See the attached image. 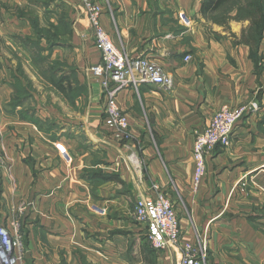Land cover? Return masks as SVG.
Returning <instances> with one entry per match:
<instances>
[{
	"label": "crops",
	"instance_id": "1",
	"mask_svg": "<svg viewBox=\"0 0 264 264\" xmlns=\"http://www.w3.org/2000/svg\"><path fill=\"white\" fill-rule=\"evenodd\" d=\"M58 1L69 7L85 73L101 62L90 22L81 0ZM94 1L102 5V24L114 43L131 57L161 64L174 85L143 83L138 91L131 86L120 92L132 133L130 141H120L105 124L101 79L92 73L88 94L78 102L82 112L62 100V110L73 112L66 117L52 106L43 115L45 127L13 110L10 79L0 67V224L24 200L32 201L37 218L35 235L24 230L22 264H60L62 252L68 264H128L108 232L130 212L127 198L137 203L153 197L156 183L173 201L182 241L208 246L207 264H264V35L253 58L250 46L239 43L249 21L217 24L202 14V0ZM23 2L28 0H0V11L3 4ZM15 21L7 16L4 23ZM186 54L192 59L185 61ZM251 102L259 108L238 121L228 147L208 155L207 173L194 190L196 132L223 105ZM96 167L109 173L97 186L94 177L100 176L90 173ZM93 206L117 218L94 213ZM179 254L176 247L166 249L162 264H178Z\"/></svg>",
	"mask_w": 264,
	"mask_h": 264
},
{
	"label": "rangeland",
	"instance_id": "2",
	"mask_svg": "<svg viewBox=\"0 0 264 264\" xmlns=\"http://www.w3.org/2000/svg\"><path fill=\"white\" fill-rule=\"evenodd\" d=\"M81 3L83 4L82 0ZM3 7L5 11H0V18L4 24L0 27V52L6 51L8 55H0V67L6 69L3 72L7 73L10 79L12 93L9 104L13 110L18 109L26 118L37 123L41 122L45 127L47 125L44 121H47L48 116L43 115L51 114L52 106L66 117L71 110L82 112L78 102L81 96L88 94L90 82L88 75L91 73V66L85 73L79 66V57L75 53V47H79L77 41L76 45L74 42V25L67 20L69 7L58 0H28L12 5L3 4ZM83 7L85 9L84 4ZM85 13L87 15L86 9ZM221 15L219 13L215 17L219 18ZM7 16L15 18L16 21L5 24ZM55 82L62 85L68 82L69 85L65 86L66 91L63 92L55 87ZM62 100L69 103L71 110H62L58 105ZM50 118L48 126H52L54 120ZM58 129L60 128L56 130ZM90 173L99 176L109 174L101 167L90 169ZM104 179L106 177L95 176L94 184L97 186L104 182ZM129 197L127 206L131 209L130 212L121 217L124 221L119 223L120 227L109 230L107 238L111 239L114 245L119 246L118 251L128 264H149V261H152L149 259H153L156 264H162L161 258L166 249L154 247L147 225L135 217L136 200L132 196ZM21 206H26L21 212L25 221L23 236L24 230L27 233L32 231L35 235L37 218L32 215L36 211L35 206L30 200L22 201ZM92 210L94 213H99L95 206ZM109 213L108 210L105 216L110 220L117 218ZM79 220L84 224L82 221L84 218ZM24 243L26 245L25 237ZM61 257L60 264H68L66 253L62 252Z\"/></svg>",
	"mask_w": 264,
	"mask_h": 264
},
{
	"label": "built area",
	"instance_id": "3",
	"mask_svg": "<svg viewBox=\"0 0 264 264\" xmlns=\"http://www.w3.org/2000/svg\"><path fill=\"white\" fill-rule=\"evenodd\" d=\"M94 41L101 53V62L90 67L91 73L101 79L105 95V124L110 128L114 137L120 141H130L132 133L127 114L118 102L120 92L133 87L137 91L143 83L158 84L170 89L174 85L173 77L164 67L147 57H131L118 47L111 35L102 24V6L92 0H82ZM188 24L190 20L182 16ZM192 59L191 54L185 55V61ZM258 103L251 102L241 106L223 105L213 116L208 126L197 131L193 146L195 172L193 187L197 190L207 173V158L217 146L228 147L231 136L238 121L248 112L258 109ZM66 161L71 162L72 157L67 149L57 144ZM131 155L130 158H134ZM246 188L245 178L240 180ZM155 195L142 197L137 201L135 217L147 225L149 237L156 249L176 247L179 254L178 264H207L208 249L205 242H183L181 238V223L172 199L158 183L153 185ZM24 207L13 208L6 223L0 224V264H22L27 255V247L23 236ZM97 211L106 215V209Z\"/></svg>",
	"mask_w": 264,
	"mask_h": 264
},
{
	"label": "trees",
	"instance_id": "4",
	"mask_svg": "<svg viewBox=\"0 0 264 264\" xmlns=\"http://www.w3.org/2000/svg\"><path fill=\"white\" fill-rule=\"evenodd\" d=\"M201 12L204 15H209L211 20L226 28L232 20H248L249 25L242 30L239 43L248 44L252 50V57H256L255 51L259 48L264 35V0H202ZM219 13L222 15L216 18L215 15L217 16ZM65 84L55 82V87L65 92V86L69 83ZM220 147L217 146L216 149ZM107 177L115 178L113 175H107ZM149 260H152L149 261V264H156L153 259Z\"/></svg>",
	"mask_w": 264,
	"mask_h": 264
}]
</instances>
